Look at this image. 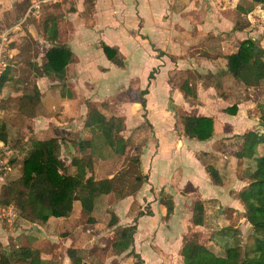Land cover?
I'll list each match as a JSON object with an SVG mask.
<instances>
[{"label":"crops","instance_id":"0c3cea01","mask_svg":"<svg viewBox=\"0 0 264 264\" xmlns=\"http://www.w3.org/2000/svg\"><path fill=\"white\" fill-rule=\"evenodd\" d=\"M101 1H92L89 9L93 10L92 18L81 17L79 6V11L64 15L65 21H56L50 16L41 28L36 20L24 28L25 21H6L5 18L8 8L17 0H0V26L18 28L13 36L16 44L10 47V65L0 84V129L6 139L0 138L10 147L13 156L14 149L8 142L16 127L21 134L16 138L22 139L21 145L27 149L24 157H12L6 175L12 173L15 163L23 162L37 140L59 138L60 158L64 161L63 153L67 151L72 155L76 148L82 154L88 152V159L92 153L98 154L93 157L94 166L93 162L91 167L87 163L71 165L70 173L79 172L84 179L93 176L96 180H114L128 170H123L124 165L115 170L117 162L129 151H136L134 148L139 145L132 144L139 131L134 128H142L143 122H149L152 131L146 134V144H141L140 164H136L139 173H133L137 189L131 195L118 197L114 202L116 207L111 204L112 193L116 192L98 196L93 214L95 221L89 228L74 223L82 214L81 203L75 201L69 217H51L45 224L22 218L27 222L21 223L24 230L18 228L11 234L21 243L17 247L39 252L40 258L33 261L36 263L72 264L67 250L73 247L93 251L92 257L104 264H194L196 259L184 255L183 249L191 238L190 231L209 232L207 208L210 203H216V208H230L236 216L242 214L246 218L245 205L238 194L249 181L240 187L242 181L235 170L239 162L246 160H238L233 151L240 147L242 135L247 132H243L240 129L243 125L239 127L237 122L245 118L242 109L249 101L243 98L235 101L238 110L231 114L227 109L235 103L230 104L227 91L230 86L225 78L221 81L222 87L205 85L202 80L196 82L188 77H178L172 82V78L182 71L223 74L228 68L226 57L248 39L242 37L244 30L235 26V16L246 15L245 10L251 16L260 3L252 0L254 8H247L242 5L243 0H107L109 8L104 19L99 14ZM100 21H109L106 26L109 37ZM66 23L67 28L72 24L71 30L62 29V24ZM101 42L119 50L124 58L123 67L106 57ZM233 42H236L234 46L230 45ZM54 45H66L73 53L63 81L46 74L43 67L46 54ZM24 68L30 72L31 83L23 78ZM152 72L154 78L150 79ZM185 80H189L196 96L184 95L181 85ZM234 82L235 86L242 85L235 79ZM144 90H147L144 95L146 110L141 104ZM90 104L107 117L124 119L121 136L130 144L124 155L116 154L114 159L108 155L99 156L98 150L92 149V138L99 133L85 126ZM190 114L213 118L215 132L210 139L200 141L185 134L183 116ZM245 119L251 121L250 117ZM235 135H240L239 146L228 153L218 148L220 142ZM85 139H90L91 145L80 150L79 143ZM203 153L214 155L221 184L210 177ZM73 158L68 163L71 164ZM250 163L253 169L254 163ZM19 166L22 169V164ZM136 175L141 177L140 181L135 180ZM4 177L0 179V191ZM164 196L171 198L174 204L169 217L162 202ZM99 201L103 204L99 205ZM146 201L152 213L133 215V203L140 205ZM192 201H201L204 205L203 224L194 222ZM4 209L1 206L0 212ZM111 211L117 217V224L113 226L109 224ZM216 215L220 223L222 214ZM135 222L137 230L131 247L121 253L112 248V255H103L104 236L111 234L113 242L119 226ZM100 226H105L106 230H101ZM66 230L71 234L66 235ZM93 243L98 247H91ZM201 243L218 256H224L227 249H221L216 242L212 245L210 241ZM134 257H140L139 261ZM83 261L90 263L86 259Z\"/></svg>","mask_w":264,"mask_h":264},{"label":"trees","instance_id":"16d2710c","mask_svg":"<svg viewBox=\"0 0 264 264\" xmlns=\"http://www.w3.org/2000/svg\"><path fill=\"white\" fill-rule=\"evenodd\" d=\"M92 2V0H88ZM263 3L264 0H254ZM246 13L249 11L245 10ZM101 47L106 57L119 67L124 66V58L119 50L105 42H101ZM258 49L257 52L255 49ZM227 70L224 74L231 75L235 80L247 87L264 88V48L255 44L254 40L248 38L244 40L239 49L228 55ZM73 60V53L66 45H54L46 54V62L43 67L46 74L55 75L61 81L66 78V67ZM153 77V74L150 75ZM4 78L0 81L2 84ZM181 89L185 96H196L195 90L190 86L189 80H185ZM147 90L142 91L141 104L146 110L144 98ZM38 95V94H37ZM25 103V102H24ZM34 103V98H33ZM263 109L260 113V125L264 127V102L259 104ZM238 106L234 104L227 111L236 114ZM184 132L190 138L200 141L210 139L215 132L214 120L211 117L185 115L183 116ZM86 127L94 128L103 135L109 146L119 156L127 151L129 141L121 136L124 128V119L120 116L107 117L96 106L89 105V113L85 122ZM2 129L0 137L6 139ZM91 145L90 139H85L79 143L80 150ZM61 143L59 138H49L37 140L29 151L27 157L22 162L21 175L3 184L0 191V204L5 206L13 205L22 214L27 212V217L38 224H45L51 217H69L74 210V202L81 203L82 211L89 215L88 222H94L93 216L95 199L98 196L107 195L111 192H118L120 196L131 195L137 189L134 184L131 189L123 190L127 182L129 172L119 174L114 180H96L93 176L84 179L79 172L70 173L69 165L60 158ZM137 155L133 157L134 162L140 164V146L134 148ZM233 155L238 160H249L254 163L249 175V184L239 192V198L245 205V217L254 230L253 242L245 248L240 246L228 247L224 256H218L208 252L204 247L199 246L197 241L188 240L184 246L183 253L188 258H195L194 264H220L218 257L225 259V264H264V205L259 202V198L264 197V131L258 129L249 130L242 135V144L233 151ZM202 156L207 170L212 180L222 183V177L214 163V155L203 153ZM81 158H73L71 164L78 166L83 161ZM87 165L91 167V158L87 159ZM213 161V162H212ZM140 176L136 175L135 180L140 181ZM121 185L122 188H117ZM162 202L167 208V217L173 212V200L163 197ZM148 211L147 214H151ZM145 213L141 212L140 215ZM205 209L201 201L194 203V222L203 224ZM109 224H117V217L112 216ZM137 230V223L118 227L116 236L112 242L115 252L121 253L129 249L134 240ZM21 255L27 260L39 259L38 251L21 248ZM72 264H88L83 261L76 248L67 250ZM0 264H9L0 253Z\"/></svg>","mask_w":264,"mask_h":264},{"label":"rangeland","instance_id":"374dc122","mask_svg":"<svg viewBox=\"0 0 264 264\" xmlns=\"http://www.w3.org/2000/svg\"><path fill=\"white\" fill-rule=\"evenodd\" d=\"M93 1V0H92ZM30 0H17L16 4L13 5V7H9L7 12H6V21H21L22 18L24 17L28 5H29ZM88 0H75L74 2H59L56 4H52V5H48L44 8L43 13L41 14V16L39 18H35V17H31L29 19H27V21H25V23L22 25V27L25 28L26 24L29 23H34V21L36 20V22H39L40 28L42 27V23L45 19H48L50 16H54L56 21H65L64 20V15L65 16H69V13H75L77 11H79V6L80 8V15L83 18H92L93 15V10L90 7L93 5V2L88 3ZM242 5L244 7L247 8H254V2L252 0H243L242 1ZM108 8H109V4L108 1L103 0L100 2V17L104 18L107 16V12H108ZM246 15H236L235 16V26L241 30H244V35H242V37H246V38H251L254 40L255 44L259 47L264 48V2L260 3L258 5V7H256L255 13H251L249 15H247V13H245ZM21 19V20H20ZM39 19V21H37ZM34 20V21H33ZM89 22V21H88ZM101 27L105 29V34L106 37H109V28H106V26L109 24V21H100ZM67 23L66 24H62V29L64 31H68V28L71 30L72 29V24L69 23V26L67 28ZM9 27V26H8ZM18 28H8L9 30V37H10V47L14 46L16 44L13 36L15 35L16 32H14L15 30H17ZM241 42L239 40H237V43ZM236 42L231 43L230 45L235 44ZM32 47V45H31ZM231 49H233L234 47H230ZM23 62V61H22ZM24 72H23V78L25 80H27L29 83L32 82V80L30 79V72L29 70H27L26 68H24ZM156 72V71H155ZM188 71H182L180 73L177 74V76H175L174 78H172V82L175 81L178 77L180 79H183L185 77L188 78H193L194 81L199 82V80H202L203 83L205 85H209V84H215L218 86L222 87V79L225 78V81H227V83L230 86V89L227 90L229 92V97H230V104L231 103H235V101H239V99H245L247 101H249L248 103H246V105L248 106H244V108L242 110H244V114H245V118L250 117L251 121L246 120L245 118H241V121H238L237 125L239 127H241V124L243 125L242 129L243 132L246 130H253V129H258L261 132L264 131V127H262L260 125V113L263 110L261 108V106H259V104L264 102V89L262 87H247L245 85H241V86H235V82L234 79L231 75L226 76V74H219V75H210L209 73H198L197 71H195V73L192 72H188ZM153 77L150 76V79L154 78V72H152ZM234 82V83H233ZM240 83V82H239ZM124 99V98H122ZM236 104V103H235ZM237 105V104H236ZM253 108V109H252ZM248 115V116H247ZM143 127L142 128H134L136 129V131L139 129L138 132H136L135 136L132 139V144L134 143V145H138L140 146V148L142 147L143 144H146L147 141V137L146 134L152 131V126L149 122H143L142 123ZM17 126V125H15ZM136 126V125H134ZM125 131V130H124ZM26 132V131H25ZM242 132V133H243ZM14 133L11 137V139H9V145L14 149V154H13V158L18 159V157H24V155L27 152V149L25 146L21 145L22 139L21 140H17V136H20V132L19 130H17V128L15 127L14 129ZM27 133V132H26ZM124 133V132H123ZM145 133V136H143ZM19 134V135H18ZM134 134V133H133ZM148 135V134H147ZM242 135V134H241ZM22 137V136H21ZM25 137V136H23ZM77 140V139H75ZM92 141L94 142L92 146V149H96L99 152V156H105L108 155L109 157H115L117 156L116 153H114V150L109 146L108 142L106 141V139L104 138L103 135L98 134L96 136H93ZM225 142H220L218 144V148H221L222 151L228 153L231 151V149L236 148L237 146H239V143H241V139H240V135H235L233 137L227 138L224 140ZM24 142V141H23ZM142 144V145H141ZM133 151V152H132ZM19 153V154H18ZM88 153V152H87ZM82 154L81 152H79L78 148H76L75 152L71 155L70 153H68L67 151H65L63 153L64 155V159L67 161V163L71 160V158H73L75 156V158H82L83 161L81 163V165L86 164L88 161V155L89 154ZM130 153H132V156H130ZM136 154V151L131 150L129 151L126 156L124 158H120L121 160L119 162H117V165L114 167L115 170L122 167V165H124V169H128L127 171L129 172L128 177H127V182L125 184V186H123V189H131L133 187V185L135 184L133 175L139 173V170L137 169L138 166H136V163L133 160V155ZM94 156H98V154L92 153L91 155V164L93 162V166H94V160L93 157ZM12 158V159H13ZM22 163H15L14 167L15 169H13L11 174L6 175L3 180V184L8 183V181H11L13 179L18 178L21 175L20 170L22 171V169H20V166ZM69 164V168L73 166H71L72 164ZM254 165V164H253ZM22 168V167H21ZM74 169V168H73ZM252 169V164L250 163V161L246 160V161H242L239 162L238 165L235 166V170H236V175L238 176V179H240V181H242V183H240V187L243 186L244 183H247L249 181V175H250V171ZM75 173V172H73ZM134 173V174H133ZM105 177V176H104ZM121 185H117V187L120 189L122 187H120ZM112 207H116V205H114L115 201L117 200L118 197H120V195L118 194V192L116 193H112ZM239 198V197H238ZM240 199V198H239ZM100 202V201H99ZM98 202V203H99ZM157 202V200H156ZM259 202L261 204L264 205V197L259 198ZM194 202L192 201V204ZM213 203V204H212ZM210 203V207L207 208V220L209 219V232L208 233H203L200 231H190L191 234H189V238L188 240H195L197 241L199 246L205 247L208 251H210V249L205 246L203 243H201L202 241H210V245H212V243H218L222 248H228V247H232V246H240L242 248H245L247 245H249L250 243L253 242V235H254V230L252 225L247 221L246 218L243 217L242 214H236L234 213V211L230 208H216L217 204L212 202ZM103 202H100L99 205H102ZM213 205V206H212ZM1 206L6 207L5 205L1 204ZM13 206V205H11ZM243 206V204H242ZM193 207V206H192ZM105 208L102 209V212L104 211ZM151 209V205L150 203H148L147 201L144 203H141L139 205L138 202H134L133 203V215H139V213L143 212V213H147L148 211H150ZM241 209V208H240ZM117 210V209H116ZM220 212V213H219ZM113 212L111 211V217ZM27 212L24 214H22V216H20L19 219V224L16 226L15 224H9L6 220H4L3 222H1L0 224H3V232L0 234V253L1 255H3V257L9 261V264H43V263H36L33 262L34 260H27L26 258H24L21 255V251L19 247L23 246H19L21 245V243H18V240L15 238L14 235H12L11 233L13 231H15V229L18 230H24V228L22 227L21 223H27L26 221L23 222L25 220L31 222V220L27 217ZM94 214V212H93ZM222 214L221 216V221L220 223L218 222L219 220L217 219V215ZM216 215V216H215ZM89 221V215L84 213L82 211V214L80 217L76 218V221L74 223H77L78 225H80L81 227H90L89 224L93 223V222H88ZM215 225V226H214ZM71 227V226H69ZM101 230H106L105 226H100ZM212 229V230H211ZM69 230H66V235L67 234H71L68 232ZM93 233V232H92ZM95 233V232H94ZM111 234H108V236H104L105 241L103 240V244H105L106 247L102 246V250H103V255L104 254H108V255H112L113 254V250L111 247V243L112 240H110ZM93 246L91 247H95L94 245H97L96 243L92 244ZM88 248V249H91ZM98 247V245H97ZM101 247V246H100ZM43 249V248H42ZM41 250V249H40ZM88 251V254H86V252ZM211 253H213L212 251H210ZM78 254L81 256V258H83L84 260L86 259L87 261H89V264H104V261H99L96 260L92 257L93 251H89L87 249L84 250H80L78 249ZM86 254V255H85ZM215 254V253H213ZM40 258V257H39ZM135 261H139L140 257H134ZM218 262H220V264H225V259L224 258H220L218 257ZM199 264V262L197 263Z\"/></svg>","mask_w":264,"mask_h":264},{"label":"built area","instance_id":"2783aa9c","mask_svg":"<svg viewBox=\"0 0 264 264\" xmlns=\"http://www.w3.org/2000/svg\"><path fill=\"white\" fill-rule=\"evenodd\" d=\"M64 1L74 2L75 0H30L27 11L21 21H27V19L31 17L39 18L46 6ZM9 34L8 29L0 26V81L10 65V58L12 57ZM1 99L2 94L0 89V103ZM11 159L12 151L10 147L0 138V179H3L7 174ZM19 219L20 213L14 206H7L0 212V222L6 220L9 224H15L17 226L19 224Z\"/></svg>","mask_w":264,"mask_h":264},{"label":"water","instance_id":"95a60500","mask_svg":"<svg viewBox=\"0 0 264 264\" xmlns=\"http://www.w3.org/2000/svg\"><path fill=\"white\" fill-rule=\"evenodd\" d=\"M257 50H258V49L256 48L255 51L257 52ZM71 147H72V146H71ZM72 150H73V147H72Z\"/></svg>","mask_w":264,"mask_h":264}]
</instances>
